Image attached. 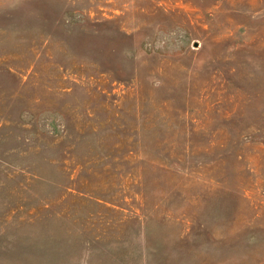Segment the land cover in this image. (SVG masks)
<instances>
[{"label":"rangeland","instance_id":"1","mask_svg":"<svg viewBox=\"0 0 264 264\" xmlns=\"http://www.w3.org/2000/svg\"><path fill=\"white\" fill-rule=\"evenodd\" d=\"M0 264H264V0H0Z\"/></svg>","mask_w":264,"mask_h":264}]
</instances>
